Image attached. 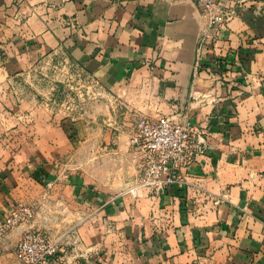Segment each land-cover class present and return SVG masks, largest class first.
<instances>
[{
  "label": "crops",
  "instance_id": "crops-1",
  "mask_svg": "<svg viewBox=\"0 0 264 264\" xmlns=\"http://www.w3.org/2000/svg\"><path fill=\"white\" fill-rule=\"evenodd\" d=\"M215 1L236 14L212 40L194 0H0V221L36 207L0 239V264H22L28 229L59 241L60 264H264V0ZM58 56L107 97L96 120L10 108L12 85ZM124 111L202 130L181 184L131 191L142 163Z\"/></svg>",
  "mask_w": 264,
  "mask_h": 264
},
{
  "label": "built area",
  "instance_id": "built-area-1",
  "mask_svg": "<svg viewBox=\"0 0 264 264\" xmlns=\"http://www.w3.org/2000/svg\"><path fill=\"white\" fill-rule=\"evenodd\" d=\"M206 18L205 38L215 40L221 27L236 11L215 0H194ZM100 91V90H99ZM101 92V91H100ZM141 159V171L131 191L151 190L156 195L171 185L184 181L186 170L204 155L209 141L189 118L176 119L167 115L157 118L142 116L130 138ZM50 182L48 186H51ZM36 215L30 204H19L0 221V239L12 228L30 222ZM60 243L40 229L25 231L16 247L22 264H60Z\"/></svg>",
  "mask_w": 264,
  "mask_h": 264
},
{
  "label": "rangeland",
  "instance_id": "rangeland-1",
  "mask_svg": "<svg viewBox=\"0 0 264 264\" xmlns=\"http://www.w3.org/2000/svg\"><path fill=\"white\" fill-rule=\"evenodd\" d=\"M49 65L27 71L23 74L21 81L12 85L10 90L13 96L9 100L10 108H16L17 105L28 107L35 104L63 116L80 118L83 116L96 120L98 104L103 98H107L99 91L96 82L77 66L71 65L64 56H58L55 63ZM89 112L93 115H88ZM115 112H118L117 109L111 111V116L104 117L110 127L112 126L110 122L113 121L111 118H117ZM120 116L118 120L122 122L121 125L131 127L133 130L143 115L134 112L129 114L124 111ZM9 121L12 125L16 119L10 117ZM30 205L36 211V207L33 204Z\"/></svg>",
  "mask_w": 264,
  "mask_h": 264
}]
</instances>
